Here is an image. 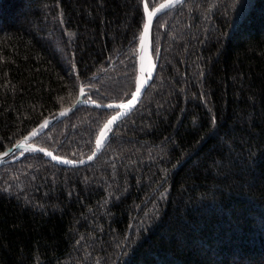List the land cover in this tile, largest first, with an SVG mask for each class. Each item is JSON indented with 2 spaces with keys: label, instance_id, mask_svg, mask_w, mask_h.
I'll return each instance as SVG.
<instances>
[{
  "label": "trees",
  "instance_id": "trees-1",
  "mask_svg": "<svg viewBox=\"0 0 264 264\" xmlns=\"http://www.w3.org/2000/svg\"><path fill=\"white\" fill-rule=\"evenodd\" d=\"M144 1L0 0V154L137 86ZM153 81L91 164L0 167V264H264V0H186L152 28ZM116 110L33 143L80 161Z\"/></svg>",
  "mask_w": 264,
  "mask_h": 264
},
{
  "label": "water",
  "instance_id": "water-1",
  "mask_svg": "<svg viewBox=\"0 0 264 264\" xmlns=\"http://www.w3.org/2000/svg\"><path fill=\"white\" fill-rule=\"evenodd\" d=\"M185 1L186 0H164L154 9H150L147 2L144 1V12L146 21L142 33L139 37V44L137 48V86L130 100L125 103L101 105L95 102L86 101L84 99L83 90H81L77 101L72 106L60 111L55 117L47 119L39 127V129L33 131L23 140L15 144L13 147L1 153L0 167L12 162L14 160L13 158L16 155L23 156L25 153L30 151L40 152L44 154L46 158L52 161L53 163L67 168H80L94 162L106 148L108 137L115 128V126L135 110V108L142 100L146 90L154 79L158 61H156L153 57L151 36L155 20L159 16L184 3ZM150 14L151 18H149ZM148 56H151L153 59V62L150 66L147 64ZM83 106H89L103 110L117 111L108 119V121L102 127L96 140L95 150L89 157L80 161H71L58 157L53 152L33 143L36 138L44 134L50 127L64 121L66 118L75 113L77 109ZM21 145L23 146L21 147Z\"/></svg>",
  "mask_w": 264,
  "mask_h": 264
},
{
  "label": "bare ground",
  "instance_id": "bare-ground-1",
  "mask_svg": "<svg viewBox=\"0 0 264 264\" xmlns=\"http://www.w3.org/2000/svg\"><path fill=\"white\" fill-rule=\"evenodd\" d=\"M152 62H153L152 57L151 56H148L147 57V64L150 66L152 64Z\"/></svg>",
  "mask_w": 264,
  "mask_h": 264
},
{
  "label": "snow or ice",
  "instance_id": "snow-or-ice-1",
  "mask_svg": "<svg viewBox=\"0 0 264 264\" xmlns=\"http://www.w3.org/2000/svg\"><path fill=\"white\" fill-rule=\"evenodd\" d=\"M149 18H151V14H150ZM22 146H23V145H21V147H22Z\"/></svg>",
  "mask_w": 264,
  "mask_h": 264
}]
</instances>
